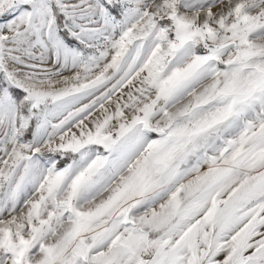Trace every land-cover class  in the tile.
Returning <instances> with one entry per match:
<instances>
[{
    "label": "snow or ice",
    "instance_id": "snow-or-ice-1",
    "mask_svg": "<svg viewBox=\"0 0 264 264\" xmlns=\"http://www.w3.org/2000/svg\"><path fill=\"white\" fill-rule=\"evenodd\" d=\"M0 264H264V0H0Z\"/></svg>",
    "mask_w": 264,
    "mask_h": 264
}]
</instances>
